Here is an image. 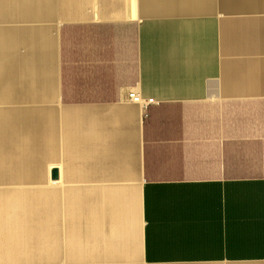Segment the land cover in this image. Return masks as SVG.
<instances>
[{
    "label": "crops",
    "instance_id": "1",
    "mask_svg": "<svg viewBox=\"0 0 264 264\" xmlns=\"http://www.w3.org/2000/svg\"><path fill=\"white\" fill-rule=\"evenodd\" d=\"M0 264H264V0H0Z\"/></svg>",
    "mask_w": 264,
    "mask_h": 264
},
{
    "label": "rangeland",
    "instance_id": "2",
    "mask_svg": "<svg viewBox=\"0 0 264 264\" xmlns=\"http://www.w3.org/2000/svg\"><path fill=\"white\" fill-rule=\"evenodd\" d=\"M32 170L35 166L31 167ZM44 193V190H43ZM59 196H50V195H43L40 197H28V210L35 204L41 201L43 204L44 210V219H52L55 216V212L52 211L56 208V202ZM75 203L74 209H76V222H77V230H78V241H79V248H86L89 244L88 242V225H87V209H86V195L84 194H75ZM30 217V215H29Z\"/></svg>",
    "mask_w": 264,
    "mask_h": 264
},
{
    "label": "built area",
    "instance_id": "3",
    "mask_svg": "<svg viewBox=\"0 0 264 264\" xmlns=\"http://www.w3.org/2000/svg\"><path fill=\"white\" fill-rule=\"evenodd\" d=\"M130 99L132 100V102H137V103L143 104L144 108L147 105H150V103H154L155 102L154 98H150L147 101H143L141 95L140 94H137L135 92L134 93H130Z\"/></svg>",
    "mask_w": 264,
    "mask_h": 264
}]
</instances>
